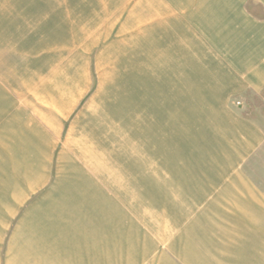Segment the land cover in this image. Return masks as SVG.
<instances>
[{
  "label": "rangeland",
  "instance_id": "rangeland-1",
  "mask_svg": "<svg viewBox=\"0 0 264 264\" xmlns=\"http://www.w3.org/2000/svg\"><path fill=\"white\" fill-rule=\"evenodd\" d=\"M241 21L264 49V0H0V264L10 242L7 258L34 263L67 197L103 207L104 236L118 219L167 249L146 264H264V138L231 169L221 157L240 149L237 122L264 137V54L249 55L255 88L215 74L246 61L217 38Z\"/></svg>",
  "mask_w": 264,
  "mask_h": 264
},
{
  "label": "crops",
  "instance_id": "crops-1",
  "mask_svg": "<svg viewBox=\"0 0 264 264\" xmlns=\"http://www.w3.org/2000/svg\"><path fill=\"white\" fill-rule=\"evenodd\" d=\"M223 11L220 13L219 10H211L199 12V14L202 15L201 17L206 19L210 25L212 24L211 26L215 27L219 25L218 23L224 20L225 12ZM226 26H228V22ZM235 27V23L230 24L228 26L229 31L217 33V38L220 44H228L230 49L229 54L233 55V59L236 57H243L246 58V61H242L240 66H228L226 70H219L215 73L219 78L222 77L223 74V78L227 80V82H223L225 84L222 87L223 90L242 88L245 85L254 87L253 82H255L256 75H258L259 79V75H261L259 71H253L254 68H251V59L255 55H251V57L249 55L264 54V49L261 47L262 44L259 42V44H256L254 49L250 51V47H245V36L248 34L246 29L249 30L248 27L251 28L250 24L246 26V24L241 21L238 24V28L235 29ZM241 28L242 30L239 31ZM223 46L218 45L215 48V51H221ZM208 55L210 54H203V60L205 59V61H207V59L212 57ZM247 59H249V61ZM188 72H190L191 75L193 74L191 70ZM213 81L214 83L218 82V84H222L220 83L221 79L216 81L214 79ZM241 125L245 128L243 129L246 132L244 137L241 136V134L239 136L231 134L227 135L230 139V144L233 141L239 142L236 141L239 137L242 138L243 142L240 145L239 150H235L234 152L231 150V152H225L221 155L225 169H231L233 166L238 165L239 162H241L242 156L245 155L246 158L247 156L254 154L255 151L263 144V134L257 127L248 122H237L238 127ZM235 130L236 129L234 128L232 129V131ZM219 164L221 163L219 162ZM207 165L208 167L204 168L202 172H208L210 165ZM216 165L217 164H214L213 166ZM216 168L217 166L214 168L210 167L209 172H212ZM86 199L87 200H75V198L67 197V227L54 228V236L51 235L52 238L50 236L52 241L47 244L44 243L42 245L40 244L41 246H37L36 261L31 264H146V262H149V256L154 253L153 261H157L160 258V260L168 261L167 254L160 252L156 253L157 251H166L167 249L162 250L160 247L157 249V245H154V247L153 245L146 246V243L136 242V238L133 233H121L117 227V222L119 220L116 219L112 221V219H114V213L111 209H108L110 212L107 213L110 214L111 221L116 226L117 231L108 236H104L101 232L103 231L104 224L107 221L103 219V207H101V205H94V200H88L91 199L90 197ZM91 217H95V222L89 221ZM96 218H98V220ZM129 219H131V222L134 225V216H131ZM164 227L168 228V225H164ZM59 235H61L60 238ZM201 241L202 240L195 239L193 233H189L182 242L184 244L188 243L191 245L202 244L205 247V243L203 244ZM229 242L233 243L238 241L234 240ZM10 245L11 242L9 244L8 251L10 249ZM197 249L195 250L197 251ZM168 250L177 252H174L175 255L181 257L183 260L184 258H188V254H184L185 250L183 245L176 246L171 244L170 249ZM152 251H154V253H151ZM157 256L159 258H157ZM7 257L5 261L6 264H15V260L12 255L11 258L10 254L9 258Z\"/></svg>",
  "mask_w": 264,
  "mask_h": 264
},
{
  "label": "bare ground",
  "instance_id": "bare-ground-1",
  "mask_svg": "<svg viewBox=\"0 0 264 264\" xmlns=\"http://www.w3.org/2000/svg\"><path fill=\"white\" fill-rule=\"evenodd\" d=\"M56 104V103H55Z\"/></svg>",
  "mask_w": 264,
  "mask_h": 264
}]
</instances>
